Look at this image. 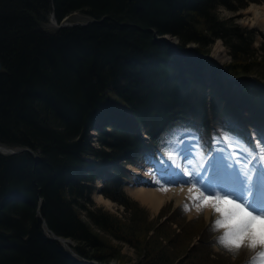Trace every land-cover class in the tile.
<instances>
[{"label":"trees","instance_id":"16d2710c","mask_svg":"<svg viewBox=\"0 0 264 264\" xmlns=\"http://www.w3.org/2000/svg\"><path fill=\"white\" fill-rule=\"evenodd\" d=\"M250 1L0 0V144L31 149L0 152V264L122 260L121 246L104 234L131 242L139 252L132 264L187 262L178 255L180 244H172L180 234L168 223H150L139 242L141 208L120 187L105 193L125 205L130 214L126 222L103 207H91L93 187L87 182L94 177L84 175L87 169L137 155L144 146L138 130L121 132L112 126L113 132L99 130L101 147L96 148L90 129L102 114L121 108L132 110L154 137L164 122L177 119L202 120L208 129L209 111L227 121L239 118L225 107L222 91L212 90L210 103L198 81L193 83L199 92L186 90L181 59L167 41L158 39L173 35L180 38L181 48L196 43L199 55L218 39L224 41L232 55L225 69L243 86L260 135L264 91L251 76L264 80V42L255 48L253 30L219 13L221 7L239 10ZM75 11L98 21L48 27L53 12L62 21ZM188 57L192 65L203 64L192 52ZM210 68L218 81L224 76L233 84L218 63L211 61ZM88 156L94 164L85 160ZM55 235L77 241L74 253Z\"/></svg>","mask_w":264,"mask_h":264},{"label":"snow or ice","instance_id":"6c2138e0","mask_svg":"<svg viewBox=\"0 0 264 264\" xmlns=\"http://www.w3.org/2000/svg\"><path fill=\"white\" fill-rule=\"evenodd\" d=\"M218 133L207 143L195 130L171 133L154 154L161 164L157 183L165 191L175 183H190L196 208L210 206L218 214L212 225L222 230L218 242L234 251L245 246L260 250L264 257V129L248 139L239 124L229 122ZM184 207L191 210L192 204Z\"/></svg>","mask_w":264,"mask_h":264},{"label":"rangeland","instance_id":"374dc122","mask_svg":"<svg viewBox=\"0 0 264 264\" xmlns=\"http://www.w3.org/2000/svg\"><path fill=\"white\" fill-rule=\"evenodd\" d=\"M255 4L264 6V0L250 1L249 3H247V5L242 6V8H240L239 10H230L229 8L221 7L219 13L221 17L225 19H233L235 23L245 28L253 30L256 38L254 46L255 48H260L261 44L264 42V21H262L261 17L255 15L254 11L252 10L253 5ZM92 18H93L92 16L86 13H83L81 11H75L73 12V14L69 16L66 22H69L73 25L77 23L87 24L90 22V19ZM48 27L50 29L61 27L59 24L55 22L54 18H52V14ZM164 37L168 38L172 42H176L180 44V38L173 35L172 36L162 35L159 36L158 39L163 41L162 38ZM218 45H222L227 54V62L223 65L219 61H217L214 57L216 52V46ZM197 46L198 45L196 43L188 44V47L191 48H195ZM209 50L210 52L208 54L206 53L205 56L209 55L211 59L214 60V62L218 63L219 66L225 68L226 65L232 62V55L230 53V49L222 39H218L216 43ZM2 69H3V65L0 72L2 71ZM233 79H236V77H233ZM235 86L236 87L238 86L240 90L242 89L239 84ZM251 94L257 95L258 93L251 91ZM229 98L232 97L229 96ZM186 132H190V131H186ZM91 140L97 146L99 145V141L95 136H92ZM0 145L14 149L16 151H20L24 148V147L10 146L7 144H0ZM167 152L168 154H170L171 150L169 149L167 150ZM7 154H10V152H8ZM153 157L155 158L154 151H153ZM153 161H155V159H153ZM145 166H147V161L146 160L141 161L140 167L142 169H145ZM126 192H127V196H129L132 200H134L141 208L139 213H141L140 215L141 217H143V219H141L142 221L136 224L137 232L140 237L139 240H141L139 241L140 243H142L143 240L145 239L144 238L145 236L143 234L146 226L150 227L149 224L152 223L153 226L158 227L161 222H165L166 224L168 223V226L172 228L171 230L175 232L176 235L180 234L179 238H175L172 244H177V245L180 244L177 250L180 249L179 252L180 251L181 252L178 255L180 256L183 255V257L185 256V260L187 259V262L185 264H264V259L261 258L259 255L260 250H253L245 246L239 251H234L228 249L219 242H216L218 241V237L221 234V232L220 230H214L212 227L213 222L215 220V212L213 213V218L211 219L210 222H208L204 216L205 208L202 210V212L199 215H197L194 218H190L189 210H187L184 207L185 203L178 206L176 205L175 201H169L165 203L158 212H153L150 206H148L147 204L143 203L140 199L130 194L129 189ZM98 194L104 196L105 199H109L111 203L100 201L97 198ZM91 198L94 201V205H91V207L93 208L103 207L104 210L109 211L121 217L125 222L128 220L127 218L130 216V214L127 211L125 205H122L119 201L108 198L106 195L100 193L98 190L92 193ZM84 217L88 219V216L85 212H84ZM97 229L99 230V228ZM46 230L48 234H52L48 229ZM154 232L155 230L152 229L150 236L153 235ZM104 236L108 237L112 244L121 246L123 258L120 261L113 260L112 264H114V262L117 264H122L123 259H125L126 264H132L139 260V252L138 250H136V248L133 245H131V242L129 243V241L120 240L112 234H104ZM174 237L176 236H172V238ZM71 240H72L71 242L62 241V243L68 250L72 252L74 251L73 246L77 244V241H75L74 239ZM163 244H168V242L164 241ZM191 246L193 247L195 246L196 248L197 247L198 248L193 249Z\"/></svg>","mask_w":264,"mask_h":264},{"label":"bare ground","instance_id":"6f19581e","mask_svg":"<svg viewBox=\"0 0 264 264\" xmlns=\"http://www.w3.org/2000/svg\"><path fill=\"white\" fill-rule=\"evenodd\" d=\"M252 10L254 11L255 15H257L258 17H261L262 21H264V6L263 5L260 6V5L255 4L253 5ZM69 16L70 15L65 16L62 21H59V23H65L66 20L69 18ZM61 27H66V26H61ZM214 57L222 65L227 62V54L222 45L216 46V52H215ZM177 93H180V90H177ZM110 113L112 112L109 111L106 114H102L100 117H98L95 123L93 124V127H96L98 130L102 131L103 126H104V119L107 118L110 115ZM116 113L117 112L114 113V116L111 119L115 117ZM90 132H91V129H90ZM177 163H179V161H177ZM131 168L133 171L140 172L143 175L140 177V179L138 178V179L132 180L134 184L136 185H134L133 187H130L129 192L136 198L140 199L143 203L150 206L153 212H158L161 209V207L169 201H175L176 205L178 206L184 203L192 204L191 210H189L190 218L196 217L204 209L203 208L202 210H198L195 204L191 201L190 194L188 191L190 184L185 183V182L175 183V184H172L168 188L167 191H165L163 183H157V179H158L157 170L161 168L160 163H158V167L156 168L152 166H148L146 169H141L140 167L136 165L132 166ZM85 170L86 169L84 168V171ZM90 174L92 177H95V173L91 172ZM185 180H188V178L185 177ZM101 182L102 180H99V184H101ZM97 198L100 201L111 203L109 199H105L104 196L100 194L97 195ZM204 212H205V215H204L205 218L207 219L208 222H210L211 219L213 218V213L215 212L214 209L209 206L204 209ZM217 215L218 214L215 213V219L217 218ZM221 233H222V230H221Z\"/></svg>","mask_w":264,"mask_h":264},{"label":"water","instance_id":"95a60500","mask_svg":"<svg viewBox=\"0 0 264 264\" xmlns=\"http://www.w3.org/2000/svg\"><path fill=\"white\" fill-rule=\"evenodd\" d=\"M132 1H135V0H132ZM52 18H54V20H55V22L57 23V24H59L60 26H66V27H68V26H73V24H71V23H69V22H65V23H59V20H58V18H57V16H56V13L55 12H53L52 13ZM95 21H98V20H96L95 19ZM163 40H165V41H169V39L168 38H166V37H164V38H162ZM170 42V41H169ZM207 57H209V58H211L210 56H207ZM2 61L0 60V70H1V68H2ZM22 150H25V149H22ZM22 150H20V151H22ZM20 151H16V150H14V149H11V148H8V147H5V146H0V152H2V153H4V154H7L8 152H10V154H16V153H19ZM55 238L56 239H58V240H60V241H64V242H71L72 240L70 239V238H67V237H63V236H55Z\"/></svg>","mask_w":264,"mask_h":264}]
</instances>
